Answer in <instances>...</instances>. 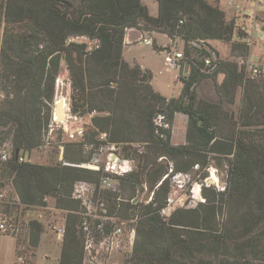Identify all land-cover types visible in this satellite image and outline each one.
<instances>
[{"label":"trees","instance_id":"16d2710c","mask_svg":"<svg viewBox=\"0 0 264 264\" xmlns=\"http://www.w3.org/2000/svg\"><path fill=\"white\" fill-rule=\"evenodd\" d=\"M156 3L154 17L142 0H0V91L5 95L0 101V148L8 141L12 148L10 159L0 160V188L19 198L5 205L43 207L47 198H55L56 208L67 212L59 264H83L80 202L72 193L75 183H98L101 173L64 164L84 163L81 149L74 156L65 149L63 163L56 165L19 162L17 157V152L31 157L43 145L56 79L65 65L73 114H95L93 125L108 133L111 143L146 144L141 171L127 179L132 190L145 178L152 187L162 179L166 169L159 158L171 160L177 173L198 166L206 179L215 155H234L224 190L203 185L205 202L195 208L176 209L165 219L160 210L167 203L168 181L154 191L138 215L137 239L127 263L264 264V135L251 130L264 126V81L247 79L244 65L222 59L214 75L197 67L189 81L181 80L177 98L156 92L152 72L124 59L127 29L164 34L185 45L196 39L232 42L236 30L220 6L207 0ZM231 51L244 62L250 57L244 42L233 43ZM218 73L225 75L216 86L221 103L198 102L197 88ZM241 88L242 107L236 120L230 116L232 130L227 131L222 108L235 103ZM176 114L188 118L184 145H173L157 133L156 118L163 116L172 130ZM232 205L240 208L221 223L224 207ZM29 226L30 244L38 248L43 225L34 220Z\"/></svg>","mask_w":264,"mask_h":264},{"label":"rangeland","instance_id":"374dc122","mask_svg":"<svg viewBox=\"0 0 264 264\" xmlns=\"http://www.w3.org/2000/svg\"><path fill=\"white\" fill-rule=\"evenodd\" d=\"M207 1L213 6H220V9L225 12L226 21H234L236 25L232 42L214 41L211 43L219 53L221 59L234 61L240 66L244 65L243 59L237 58L232 54V44L236 42H244L250 46V59L253 61L261 59L264 56V0L260 2L257 0H236V4L233 6H229L225 0H220L219 5L215 0ZM142 3L148 7L152 16H157L158 4L156 0H142ZM240 32L243 34V37L239 36ZM131 34V39L139 35L136 31ZM145 36L148 37L150 34L145 33ZM154 39L158 47L170 45L174 48V44L164 35H154ZM75 41L88 42L85 38H77ZM89 44L91 47H95L97 43L89 42ZM178 46L183 48L181 42L178 43ZM124 56L129 62H136L143 66L144 69L152 72L153 80L151 81L156 92L167 98H177L180 95L183 85L178 80V73L167 72L165 70L163 53L155 50L153 46L135 44L125 52ZM160 71L163 73L162 75L159 74ZM57 80H59L58 87L56 85ZM220 82L221 80L217 83ZM56 83L54 101L49 107H52L53 114L55 102L58 100L57 98H65L68 109L67 114L70 118L64 123L58 122V124H54L52 129L45 130L43 133V145L31 153L30 162L39 165H56L63 163L65 149H69L73 156L77 153L78 149H81L85 162L91 163L92 161H96L104 169L112 150H110L106 141L101 140L100 131L92 123V118L95 114H89L83 117L73 114L71 110V86L65 65L62 66ZM215 85L217 86L212 80L204 81L198 89V102L215 101V104H220V98L219 96L217 97L218 94ZM0 94L3 96L0 98L1 101L5 98V95L2 91H0ZM242 94L243 89L241 88L237 92L235 103L223 105L222 109L227 113L229 119L227 118L226 120L224 116L222 126L227 131L232 130L230 116L234 120L238 117L240 108L242 107ZM210 97L216 98L211 100ZM185 125L183 123V117L180 116L176 119V126L181 129L180 134L177 133L174 135V143L182 139L186 134L183 131L185 130ZM251 130L255 131V134L264 135V126L251 128ZM81 132L82 134H79ZM71 133H78L76 134V139L70 138ZM7 143L8 148H11V143L9 141ZM145 148L146 144L144 143L126 142L116 145V150H113V152L121 161H128V167L131 169L129 174H131L141 171L140 166L143 165L142 156ZM233 157L234 155L224 156L226 160L231 161V165L234 159ZM158 161H161L165 165L166 172L163 177L170 175L167 178L169 183V195L167 198L173 199V205L176 209L195 208L197 204L205 200L202 193L196 199L198 195L193 193V189L197 185L201 189L202 185H204L220 191L224 190L227 173L231 167V165L226 166L225 170L221 171L211 161L210 167L206 169L208 173L206 179H202L204 170L201 171L198 166H195L192 171L183 174V176L177 177L179 173L170 172L171 167L173 166L174 168V163L171 160L162 157ZM212 169H215L218 175L219 181L217 183H211L209 181ZM100 173L98 183L81 182L92 185L95 191L94 201L96 200L95 202H97L100 200L105 203L108 210L112 212L111 215L113 218L111 219V223L115 227H120L122 232L115 238L111 237L103 240L105 241L103 246L94 244L92 255L94 257L96 255V258H91L90 253L86 251L83 264H128L127 260L133 254L134 244L137 239L138 215L142 206L147 205L151 201V197L153 196L152 190L157 189L162 179L152 187L151 183L145 178L142 185L137 186L136 190H132L127 182L129 174H125L124 176H117L118 178H114L111 181L112 185L117 188V191L110 192L101 188L100 181L105 175V172L101 171ZM9 190L12 189L10 188ZM13 196L14 194H10V197ZM232 207H224L223 213L220 216L221 223L227 220L231 213L234 214L240 208L239 205H232ZM80 209L82 210V207H79ZM5 214L12 218L11 223L16 227V232L10 235H0V264H12L14 261L16 262L17 256L19 255L25 256V264H59L62 242L57 239L55 229L65 224L67 212L56 208L55 198H47L46 206L43 207L32 206L25 208L22 206L0 205V216H5ZM34 220L39 221L44 228L38 248L30 244L29 225ZM236 226L240 228V224ZM133 229H136V234L132 233Z\"/></svg>","mask_w":264,"mask_h":264},{"label":"built area","instance_id":"2783aa9c","mask_svg":"<svg viewBox=\"0 0 264 264\" xmlns=\"http://www.w3.org/2000/svg\"><path fill=\"white\" fill-rule=\"evenodd\" d=\"M215 1H217L218 3L220 2V0H215ZM225 1L229 6H233L236 4V0H225ZM257 1L260 2L261 0H257ZM135 30L136 29L126 30L125 40H124L125 43L128 44L139 43L146 46H154V41L152 37H147L143 33H141L139 37L131 39V33L134 32ZM170 41L172 44H174V48L171 47L170 45H166L162 47L160 53H163L164 55L165 70L167 72H177L179 81L181 80L189 81L194 73V69L197 67L198 68L200 67L201 71L206 74H213L219 69L220 61L222 59L219 53L217 52V50L211 44V42L201 39H196L189 42L188 45H185L184 42L180 40H176V41L170 40ZM179 42H181L183 48H180L178 46ZM244 72L247 79L264 81V60L261 59L258 61H253L250 58L247 59L244 62ZM56 85L57 87L59 86V80H57ZM1 97H3L2 94H0V98ZM184 100L186 102L187 98H185ZM52 115H53V117L51 118L52 122H50L48 129L49 128L52 129L53 125L58 124L59 122L54 119V111ZM163 119H164L163 116L161 115L158 116V119L155 121L156 126L157 127L162 126L168 128L169 126L167 124H164ZM76 134L78 133L75 134L71 133L70 138L76 139ZM79 134H82V132ZM100 138L101 140L106 141L110 147V150H112V153L109 155L107 159L108 162L104 167V169L103 167L101 168V166H99L96 163V161H92L91 163L84 162L81 164H69V163H64V164L93 170L99 173L101 171L105 172V175L102 177L100 181L101 188H103L104 190H108L110 192H116L117 188L112 185L111 181L114 178H118L120 176H124L125 174H129L131 169L128 167V161L125 160L121 161L120 158L116 156V154L113 152V150H116V145L118 144L109 142V137L106 132L100 133ZM11 152H12V148H8V143L4 144L0 148V160L2 162L8 161L11 157ZM18 160L19 162H25L26 156L21 153L20 156H18ZM170 172L171 173L174 172L173 166L171 167ZM183 174L185 173H179L177 177H181L183 176ZM169 176L165 175L162 178V180L158 184L157 189L161 186V184L165 180H167ZM195 189L196 188L193 189V193ZM201 190L199 192L198 197L201 196ZM152 191H153V196L151 197V201L153 200L155 190ZM94 195H95V191L93 190L92 185L88 183H82L81 181L75 183L73 188L72 198L74 200L79 201L80 207H82V210L80 209L79 212H77V214L81 216L80 229L82 230L85 236V252L88 251L90 253L91 258L92 257L96 258V255L95 257L94 255H92L93 253L92 248L94 244L95 245L100 244L101 246H103L105 243V241L103 240L109 239L111 237L115 238L122 232V229L120 227H115L111 223V219L113 218L111 215L112 212L108 210L104 202H101L100 200L95 202L96 200L94 201ZM196 199L198 198L196 197ZM201 201L203 200L201 199ZM18 202H19V198L17 196L10 197L5 191H3L0 188V205H5V204L14 205L15 203ZM166 202H167L166 206L160 210V214L165 219H168L176 210V207L173 205V199L167 198ZM203 202H205V200ZM11 221L12 218L6 214L5 216H0V235H10L16 232V227L14 226V224L11 223ZM132 233L136 234V229H133ZM55 234L57 236V239L62 242L66 234L65 224L57 227L55 229ZM25 263H26L25 256L19 255L17 256L16 262L13 264H25Z\"/></svg>","mask_w":264,"mask_h":264},{"label":"crops","instance_id":"0c3cea01","mask_svg":"<svg viewBox=\"0 0 264 264\" xmlns=\"http://www.w3.org/2000/svg\"><path fill=\"white\" fill-rule=\"evenodd\" d=\"M150 12V11H149ZM151 14V13H150ZM158 15V14H157ZM154 17H156V16H154ZM139 35L137 36V37H139L140 35H141V32H139V31H137V30H135ZM134 31V32H135ZM158 34H160V33H154L153 35H150V36H148V37H152V39H153V41H154V44H156V40L154 39V35H158ZM132 35V34H131ZM161 35H164V34H161ZM164 36H166V35H164ZM136 37V38H137ZM167 37V36H166ZM168 38V37H167ZM169 39V38H168ZM135 44H139V43H134V44H128V43H125L124 44V49H123V56H124V54H125V52L127 51V50H129L130 49V47H132V46H134ZM146 46V45H145ZM162 48V47H161ZM124 59L126 60V58H125V56H124ZM262 60H264V56L261 58ZM261 59H259V60H261ZM130 65H132V66H134L135 64H138V63H136V62H134V63H132V62H129L128 60H126ZM224 61H229V60H224ZM138 65H140V64H138ZM140 67L143 69V70H147V69H144V67L143 66H141L140 65ZM217 72V71H216ZM216 72H214L213 74H211V75H214ZM159 74L160 75H162L163 73L160 71L159 72ZM224 78H225V75L223 74V73H218L217 75H216V77H214V78H208V79H205L204 81H206V80H212L213 81V83L214 84H222V82L224 81ZM153 80V79H152ZM221 80V82L220 83H217L218 81H220ZM204 81L200 84V86L197 88V95H198V89L201 87V85L204 83ZM151 85H152V81H151ZM216 86V85H215ZM152 87H153V85H152ZM154 89V88H153ZM155 90V89H154ZM156 91V90H155ZM217 97H218V95H217ZM211 98V97H210ZM216 97H212L211 98V100H213V99H215ZM207 102H210V103H216L215 101H207ZM220 102V101H219ZM183 117V123L184 124H186L185 125V130H183V131H185L186 132V130H187V121H188V118H187V116L186 115H184V114H176V116H175V121H174V125H173V131H172V135L173 136H171V138H172V144L173 145H184V144H186V134L183 136V138L182 139H180V140H178V141H176V143H174L173 142V140H174V135L175 134H177V133H179L180 134V129L176 126V119L178 118V117ZM31 160V159H30ZM60 252H61V250H60ZM60 257V256H59ZM15 262V261H14ZM13 262V263H14ZM12 263V264H13Z\"/></svg>","mask_w":264,"mask_h":264},{"label":"bare ground","instance_id":"6f19581e","mask_svg":"<svg viewBox=\"0 0 264 264\" xmlns=\"http://www.w3.org/2000/svg\"><path fill=\"white\" fill-rule=\"evenodd\" d=\"M66 106H67L66 99L63 97L58 98V100L56 101L55 106H54V119L55 120L64 123L67 121V119L70 118L69 115L67 114L68 110H67ZM59 110H60V112H59ZM209 181L211 183H217L219 181L218 175H217L215 169H212L211 177H210ZM200 190H201V187L199 185H197L196 189L194 191V194L199 195ZM197 198H199V197H197Z\"/></svg>","mask_w":264,"mask_h":264},{"label":"water","instance_id":"95a60500","mask_svg":"<svg viewBox=\"0 0 264 264\" xmlns=\"http://www.w3.org/2000/svg\"><path fill=\"white\" fill-rule=\"evenodd\" d=\"M60 112V110H59ZM157 133L163 137H165L167 140L171 139L172 136V132L170 129L159 126L157 127ZM19 155V152H17V157ZM30 159V155L29 153L26 154V161H29ZM214 165L216 168H218L219 170L223 171L225 170L226 166H230L231 165V161L230 160H226L224 157L222 156H215L212 159Z\"/></svg>","mask_w":264,"mask_h":264}]
</instances>
